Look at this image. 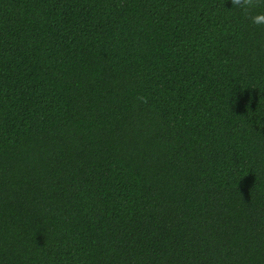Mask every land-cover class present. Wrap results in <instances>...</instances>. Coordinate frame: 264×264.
<instances>
[{"label":"trees","instance_id":"obj_1","mask_svg":"<svg viewBox=\"0 0 264 264\" xmlns=\"http://www.w3.org/2000/svg\"><path fill=\"white\" fill-rule=\"evenodd\" d=\"M0 264H264V26L0 0Z\"/></svg>","mask_w":264,"mask_h":264},{"label":"clouds","instance_id":"obj_2","mask_svg":"<svg viewBox=\"0 0 264 264\" xmlns=\"http://www.w3.org/2000/svg\"><path fill=\"white\" fill-rule=\"evenodd\" d=\"M233 8L240 9L251 20V23L257 26H264V12H259L254 15L251 10L260 7L264 4V0H231ZM137 100L140 103L147 104L148 98L145 96H138Z\"/></svg>","mask_w":264,"mask_h":264}]
</instances>
